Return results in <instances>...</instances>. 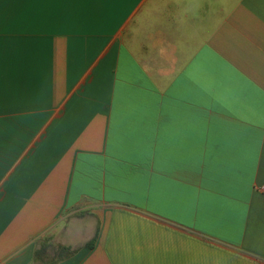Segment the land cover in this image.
I'll list each match as a JSON object with an SVG mask.
<instances>
[{
	"label": "crops",
	"instance_id": "crops-1",
	"mask_svg": "<svg viewBox=\"0 0 264 264\" xmlns=\"http://www.w3.org/2000/svg\"><path fill=\"white\" fill-rule=\"evenodd\" d=\"M264 0H0V264H264Z\"/></svg>",
	"mask_w": 264,
	"mask_h": 264
},
{
	"label": "built area",
	"instance_id": "built-area-1",
	"mask_svg": "<svg viewBox=\"0 0 264 264\" xmlns=\"http://www.w3.org/2000/svg\"><path fill=\"white\" fill-rule=\"evenodd\" d=\"M261 191H262V192H263V194H264V187H262V188H261Z\"/></svg>",
	"mask_w": 264,
	"mask_h": 264
}]
</instances>
